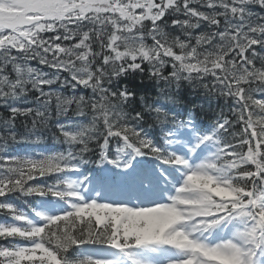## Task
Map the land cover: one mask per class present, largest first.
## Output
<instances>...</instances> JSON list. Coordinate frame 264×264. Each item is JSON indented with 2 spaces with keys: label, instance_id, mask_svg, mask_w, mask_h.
<instances>
[{
  "label": "snow or ice",
  "instance_id": "1",
  "mask_svg": "<svg viewBox=\"0 0 264 264\" xmlns=\"http://www.w3.org/2000/svg\"><path fill=\"white\" fill-rule=\"evenodd\" d=\"M253 7L264 9V0H0V107L8 112L0 121L7 134H0V152L9 141L39 143V137H18L12 129L19 117L31 118L33 132L38 123L46 125L53 99L58 117L72 105L74 116L90 115L74 131L56 126L69 146L66 152L0 155V198L19 193L65 205L55 214L33 210L41 221L36 223L0 200V210L22 222L0 223V239L8 242L0 245V264H119L118 256L141 264L132 250L150 245L182 253L172 264H257V254H264V99L256 97L264 95V15L254 17ZM166 16L173 17L170 24ZM166 25L179 28L185 39L169 40ZM47 33L52 35H42ZM147 37L151 46L145 44ZM33 60L52 72L32 67ZM145 62L150 78L163 83L160 92L169 102L175 103L166 90L179 89L181 81L196 87L208 76L211 87L202 86L210 94L232 99L234 119L220 113L213 130L189 149L194 155L202 145H211L206 160L193 166L170 150L177 133L193 127L192 111L181 119L157 103L159 98L148 103L140 97L141 110L126 112L124 106L134 102L136 93L126 85L106 86L142 73ZM166 64L172 69L168 75ZM56 84L73 93L78 87L90 89L93 95L64 96L52 87ZM30 92L38 94L39 107L17 106ZM148 119L163 130V144L145 132ZM145 157L181 172L182 183L166 203L128 206L106 200L113 185L70 175L93 162L125 174L132 170L130 186L147 198L156 177L138 159ZM160 175L169 181L164 172ZM45 176L54 177L53 183H28ZM90 191L93 195H86ZM233 224L238 226L234 239L215 245L201 239ZM85 246L89 252L82 251Z\"/></svg>",
  "mask_w": 264,
  "mask_h": 264
},
{
  "label": "trees",
  "instance_id": "2",
  "mask_svg": "<svg viewBox=\"0 0 264 264\" xmlns=\"http://www.w3.org/2000/svg\"><path fill=\"white\" fill-rule=\"evenodd\" d=\"M201 10L207 11L208 9L207 10L201 9ZM140 11L141 10L137 9V12H140ZM172 18L173 17H167V16L165 17V19L169 21V24ZM144 24L150 27L149 21H144ZM164 31L168 34L169 40L179 36L175 32L174 28H171L170 26H167V25L164 27ZM42 35L48 36L52 34L47 33V34H42ZM183 39H185L184 36H183ZM191 43L192 45H194L195 41L193 40ZM145 44L147 46H151L153 44V41L151 40L150 37H147L145 39ZM173 51L176 52L177 54H180V49L178 47H174ZM165 59L171 60V58H168V57H165ZM97 63H99V61H97ZM30 64L32 67L39 68L42 71L49 72V73L52 72L51 69L47 68L46 66L40 65L35 60L30 61ZM142 66L144 68V71L142 73L141 72L129 73L119 79L114 80L111 85H106V86L111 87L113 90H116L119 88H123L126 85L130 91H134L136 95L137 94L143 95L144 98L147 96L146 94L147 92H153V96H151V98L153 97V101H156L159 98L158 101L156 102L162 104L166 111L173 113L174 115L178 116L181 119L186 118V115L188 114L187 109L190 106L191 101L194 98H199L201 96V86L202 85L200 84L199 86L193 87L187 81H181V85L179 89L173 86L171 89L166 90L165 94L170 93L172 96V99L175 101V103H172V102H169L163 99L161 95L160 89L164 87L163 83L161 82L158 84L155 80L150 78L149 65L147 64V62H145ZM257 67H260L259 62H257ZM171 71L172 69H171L170 64H166L163 69L164 74L168 75ZM61 75L65 78L68 76L67 73H61ZM205 79L210 84L209 86H211L212 77H205ZM151 81H153L154 83H152V86L149 87V84ZM58 86L59 85L56 84V85H53L52 87L55 90L61 92L62 95L64 96L84 95L85 97H89L93 95L90 89H84L82 87H78L76 89V92L73 93L71 88L65 87L66 90H63L62 88L59 89ZM45 90L47 91L48 89L46 88ZM214 93L216 95L214 98H212V95H210L209 97L210 99L209 104L210 105L213 104L214 109L212 108L204 109L197 113V115H199L200 117L205 118L210 121H214L216 117L220 115L219 108L222 106H226L229 102L228 97L221 96L219 95V93H216V92ZM37 95L38 94L36 92H30L27 97H24L22 100L16 102L17 106L24 107V108L39 107V104L36 102V99H35ZM188 97H189V100H187ZM153 101H147V102L152 103ZM74 110H75V105H72L67 115L58 117L56 114L55 99H53V103L50 106L51 118L47 121L46 125L38 123L35 131L33 132V131H30L32 127L31 118L19 117L17 118L15 122V128L12 130L17 133L18 137L30 136V135H32L30 137L32 139H35V137H39L40 141H42L40 143H44V146H46L49 150H51L52 154L57 153V152H66L69 146L62 142L64 138L60 134L56 126L58 124L69 126V130L74 131L76 130L77 125L87 124L88 120L90 119V115L89 117L74 116ZM124 110L126 112L141 110L140 97L138 98L137 96H135L134 102L130 106L125 105ZM7 115H8L7 110L3 107H0V121H2L3 118L7 117ZM228 116L229 118L234 119V117H232L231 114ZM25 124H27V127L25 126ZM143 128L147 134H151L155 138L163 139V130L154 121L150 119L146 120L143 124ZM237 130H239V125L237 126ZM0 134H4L5 136L7 135L4 132V128L2 124H0ZM0 143H2V141H0ZM40 143H37V144H40ZM114 143L115 142L113 141V144H112L113 147H114ZM22 144L24 143L13 144L11 141H9L7 149L0 152V155L6 156L10 152L13 153L15 150L14 148H17L18 146ZM74 147L78 149L80 146L76 145ZM245 151H246V147H245ZM88 158L92 161H95L97 159V157L91 156V155ZM90 164L92 163H88L87 165H90ZM14 198L18 199V196H15Z\"/></svg>",
  "mask_w": 264,
  "mask_h": 264
},
{
  "label": "bare ground",
  "instance_id": "3",
  "mask_svg": "<svg viewBox=\"0 0 264 264\" xmlns=\"http://www.w3.org/2000/svg\"><path fill=\"white\" fill-rule=\"evenodd\" d=\"M152 83H154L153 81H151L150 82V84H149V87H151L152 86ZM203 83H207V84H209L207 81H206V79H204L202 82H201V85L203 84ZM210 85V84H209ZM209 87H211V86H209ZM58 88L59 89H61L59 86H58ZM63 90H66V88L64 87V88H62ZM152 90V89H151ZM150 90V91H151ZM147 94V96L145 97V99L147 100V101H153V97L151 98V96H153V92H147L146 93ZM210 95H212V98H214L216 95H215V93L213 92V93H209V91L207 90V89H205L203 86H201V96L199 97V98H194L192 101H191V103H190V106L188 107V113H189V111H192V113L191 114H197L198 112H200V111H202V110H204V109H214V107H213V104L212 105H210L209 104V102H210V99H209V97H210ZM138 98L139 97H143V95H140V94H137L136 95ZM187 100H189V97H188V99ZM233 106V102H232V99L231 98H229V102H228V104L226 105V106H222V107H220L219 108V112L220 113H223L224 115H226V116H228V115H230L231 113H230V108Z\"/></svg>",
  "mask_w": 264,
  "mask_h": 264
},
{
  "label": "rangeland",
  "instance_id": "4",
  "mask_svg": "<svg viewBox=\"0 0 264 264\" xmlns=\"http://www.w3.org/2000/svg\"><path fill=\"white\" fill-rule=\"evenodd\" d=\"M188 145H189V143H188L187 136L185 134H182L181 135L180 144H179L178 148L185 147V146H188Z\"/></svg>",
  "mask_w": 264,
  "mask_h": 264
}]
</instances>
